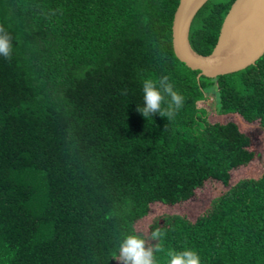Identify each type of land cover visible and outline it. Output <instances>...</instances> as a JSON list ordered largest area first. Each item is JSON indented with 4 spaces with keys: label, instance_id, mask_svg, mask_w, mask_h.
<instances>
[{
    "label": "trees",
    "instance_id": "trees-1",
    "mask_svg": "<svg viewBox=\"0 0 264 264\" xmlns=\"http://www.w3.org/2000/svg\"><path fill=\"white\" fill-rule=\"evenodd\" d=\"M233 2L198 10L197 52H212ZM178 3L0 0L14 45L0 57V264H118L133 227L162 230L165 250L192 248L201 264H264V53L198 77L173 49ZM162 76L183 106L145 118L141 82ZM211 96L254 134L213 121ZM214 180L227 189L209 198Z\"/></svg>",
    "mask_w": 264,
    "mask_h": 264
},
{
    "label": "water",
    "instance_id": "water-1",
    "mask_svg": "<svg viewBox=\"0 0 264 264\" xmlns=\"http://www.w3.org/2000/svg\"><path fill=\"white\" fill-rule=\"evenodd\" d=\"M208 0H179L172 23L176 56L200 75L217 76L255 63L264 53V0H234L227 12L216 45L209 54L197 52L189 40L198 10Z\"/></svg>",
    "mask_w": 264,
    "mask_h": 264
},
{
    "label": "clouds",
    "instance_id": "clouds-1",
    "mask_svg": "<svg viewBox=\"0 0 264 264\" xmlns=\"http://www.w3.org/2000/svg\"><path fill=\"white\" fill-rule=\"evenodd\" d=\"M13 38L8 31L0 27V57L8 59L13 51ZM142 104L137 111L145 118L159 114L170 119L183 106L184 97L169 81L162 76L158 81L145 77L141 82ZM165 233L154 229L150 236L145 237L134 227L123 234L117 244V254L112 258L122 264H157V254L164 253L166 264H201L199 253L192 248L165 250L160 242ZM155 240V243H149Z\"/></svg>",
    "mask_w": 264,
    "mask_h": 264
},
{
    "label": "rangeland",
    "instance_id": "rangeland-1",
    "mask_svg": "<svg viewBox=\"0 0 264 264\" xmlns=\"http://www.w3.org/2000/svg\"><path fill=\"white\" fill-rule=\"evenodd\" d=\"M205 103L208 105L210 112L212 113L213 116V121L217 120V121H226V119L228 118H232L234 119L240 126V129L242 131H245L249 134H254V129L255 126L253 125H257L255 124H250L245 122L244 120H242L237 114L234 113H228V114H220L219 112H217V105H216V101L215 98L213 96H211L210 98H207V100L205 101ZM258 142V138L255 136L252 139V144L256 145ZM258 150L259 146H257ZM258 150H256L258 152ZM259 154V153H258ZM260 164H262V161L259 162ZM256 167V165H255ZM250 171V168H246V169H236L233 171L232 175H231V179L230 182L235 183L239 178L246 176ZM227 189V187L225 186V184L223 185L220 182H217L216 180L210 182V187L208 190V196L209 198L212 197L214 195L213 191H216V195L223 193L225 190ZM213 190V191H212ZM204 194L203 193H199L198 195H196L197 197H202ZM206 197V194L203 196ZM208 198V199H209ZM212 200V199H211ZM197 211V210H196ZM192 214V213H191ZM118 264H122L121 261L118 260Z\"/></svg>",
    "mask_w": 264,
    "mask_h": 264
}]
</instances>
